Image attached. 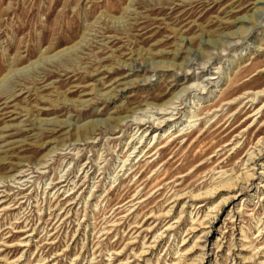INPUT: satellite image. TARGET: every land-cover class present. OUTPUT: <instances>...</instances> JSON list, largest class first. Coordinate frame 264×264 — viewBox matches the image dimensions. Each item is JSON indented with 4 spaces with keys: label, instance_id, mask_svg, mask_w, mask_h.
Listing matches in <instances>:
<instances>
[{
    "label": "rangeland",
    "instance_id": "1",
    "mask_svg": "<svg viewBox=\"0 0 264 264\" xmlns=\"http://www.w3.org/2000/svg\"><path fill=\"white\" fill-rule=\"evenodd\" d=\"M0 264H264V0H0Z\"/></svg>",
    "mask_w": 264,
    "mask_h": 264
},
{
    "label": "bare ground",
    "instance_id": "2",
    "mask_svg": "<svg viewBox=\"0 0 264 264\" xmlns=\"http://www.w3.org/2000/svg\"><path fill=\"white\" fill-rule=\"evenodd\" d=\"M172 104H173V103H172ZM170 106H171V105H170ZM158 110H159V109H158ZM170 112H171V111H170ZM161 113H162V112H161ZM164 113L166 114L167 112H164ZM167 114H168V113H167ZM170 115H171V114H170ZM163 117H164V116H163ZM170 117H171V116H170ZM157 118H158V117H157ZM165 118H166V117H165ZM167 118H168V117H167ZM169 119H170V118H169ZM166 120H167V119H166ZM159 121H160V120H159ZM162 122H165V121L162 120ZM162 122H161V123H162ZM161 123H160V124H161ZM168 123H169V122H168ZM158 126H159V125H158ZM255 148H256V147H255ZM253 153H254V151H253ZM224 201H227V200H224ZM218 204H219V203H218Z\"/></svg>",
    "mask_w": 264,
    "mask_h": 264
}]
</instances>
